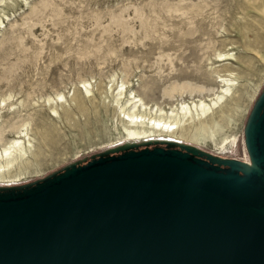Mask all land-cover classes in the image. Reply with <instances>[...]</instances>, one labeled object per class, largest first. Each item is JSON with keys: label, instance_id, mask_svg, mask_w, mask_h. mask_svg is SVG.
I'll return each instance as SVG.
<instances>
[{"label": "rangeland", "instance_id": "obj_1", "mask_svg": "<svg viewBox=\"0 0 264 264\" xmlns=\"http://www.w3.org/2000/svg\"><path fill=\"white\" fill-rule=\"evenodd\" d=\"M0 18V123L19 121L23 101L41 150L27 168L6 172L0 190L130 147L195 146L222 159L250 158L246 126L264 92V0H0ZM227 79L231 92L202 118L221 125L213 136L195 139L199 121L190 116L175 129L128 124L115 102L124 82L119 103L133 91L152 109L181 114L186 104L195 114L193 105L222 95ZM86 81L92 96L75 105ZM125 127L155 132L133 140Z\"/></svg>", "mask_w": 264, "mask_h": 264}, {"label": "water", "instance_id": "obj_2", "mask_svg": "<svg viewBox=\"0 0 264 264\" xmlns=\"http://www.w3.org/2000/svg\"><path fill=\"white\" fill-rule=\"evenodd\" d=\"M245 136L252 166L130 147L0 190V264H264V92Z\"/></svg>", "mask_w": 264, "mask_h": 264}, {"label": "bare ground", "instance_id": "obj_3", "mask_svg": "<svg viewBox=\"0 0 264 264\" xmlns=\"http://www.w3.org/2000/svg\"><path fill=\"white\" fill-rule=\"evenodd\" d=\"M0 23H2L1 18H0ZM224 81L226 82V87L223 89V94L217 96L216 99H213L210 104H207L203 101H200L199 104H194L193 106L195 109L194 112L195 114L191 112V108L186 104L185 106H182L181 114L174 113V110H172L170 113H165L161 108L152 109L143 101L142 98H139L133 91L129 92V97L127 98V100H125L123 103H119L120 100L123 99L121 98L122 94L125 93L123 92V90L125 89L123 88L125 85L124 82L121 84L122 88H121V92L119 93L120 97L118 96L115 102H117L116 103L117 110L120 116L128 124H132V125L149 124L152 128L175 129L177 126H183L186 123L185 118L189 119L188 116H190V119L192 120L197 119L199 121V129L196 135L194 136L195 139L198 137H204L205 133L207 132L211 133L208 135L213 136L212 134L213 129L220 128L221 125H219V123L215 121L213 122L214 123L213 125H210L207 118L205 120H202V118L206 117L208 113L212 114L214 112V109L220 107V105L224 100L225 95L231 92L234 85V79H227ZM83 85L85 87V95L82 94V96H79V98L76 97L72 98V102L78 106L82 105V103L86 100L85 98H89L90 96H92V90L90 88L89 82L86 81L83 83ZM9 95H11V93ZM59 98H64V96L61 94L59 95ZM5 101L6 99L3 97L0 106H2ZM19 104L22 106V108L19 109L18 111V113L21 114L19 117L20 118L19 121H14L6 125L0 123V147H1L0 179H3L4 174L6 172L9 173L10 170L13 169L14 167L25 165V168H27L29 164H31L32 157L38 158L40 156V151H41L39 150L40 147L35 145L33 138L30 136L31 118H30V114L28 113L27 106L23 103V101H20ZM61 107L63 108V110H65V112L66 110H68V108H64V106ZM23 111H25V117L22 115ZM51 111L54 115L58 116L57 107L52 106ZM228 119H229L228 121H230L231 117H229ZM8 130H14L15 133L17 134V137L16 138L14 137L15 139L6 141L5 134ZM125 130L128 133L127 135L128 138L133 140H144V139L146 140V138L153 137V133L155 132V131H147L143 128L137 129L136 127L134 128L125 127ZM192 147L197 150L203 151L198 147L195 146ZM214 157L218 158V156H214ZM243 164L249 166L253 165L250 158L247 159L245 162H243Z\"/></svg>", "mask_w": 264, "mask_h": 264}, {"label": "trees", "instance_id": "obj_4", "mask_svg": "<svg viewBox=\"0 0 264 264\" xmlns=\"http://www.w3.org/2000/svg\"><path fill=\"white\" fill-rule=\"evenodd\" d=\"M226 170H227V168H226Z\"/></svg>", "mask_w": 264, "mask_h": 264}]
</instances>
